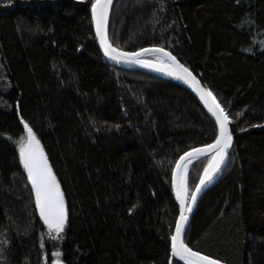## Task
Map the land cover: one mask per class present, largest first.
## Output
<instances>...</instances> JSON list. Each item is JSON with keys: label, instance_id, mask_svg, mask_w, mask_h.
I'll return each mask as SVG.
<instances>
[{"label": "trees", "instance_id": "trees-1", "mask_svg": "<svg viewBox=\"0 0 264 264\" xmlns=\"http://www.w3.org/2000/svg\"><path fill=\"white\" fill-rule=\"evenodd\" d=\"M90 9L0 0V264H48L55 250L19 161L21 121L64 194L63 264H184L170 247L172 171L216 126L177 84L110 66ZM108 35L122 50L165 47L225 110L228 162L184 242L228 264H264V0H113ZM205 160L188 165L190 189Z\"/></svg>", "mask_w": 264, "mask_h": 264}, {"label": "snow or ice", "instance_id": "snow-or-ice-1", "mask_svg": "<svg viewBox=\"0 0 264 264\" xmlns=\"http://www.w3.org/2000/svg\"><path fill=\"white\" fill-rule=\"evenodd\" d=\"M8 2L11 3V0ZM111 4L112 0H91V18L104 55L116 63L136 64L191 85L219 125V134L212 143L185 152L173 170L171 183L176 200L179 201V216L175 222V232L171 236V253L185 261L186 264H222L219 259L194 251L184 242L183 237L186 234V225L190 220L189 214L193 212L198 194L205 184L214 180L215 175L220 172L228 158L229 149L233 142L232 133L228 129L229 117L220 103L217 102L212 91L199 87L192 72L165 47H141L133 52L122 51L114 47L110 43L108 35ZM149 54L154 59L145 58ZM21 119L23 120V117ZM24 127L27 130V141L21 142L19 145V158L35 191L36 207L48 228L55 230L56 233H62L68 220L64 194L60 190V185L48 163V158L40 147V141L37 140L36 134L26 122ZM206 153H211L210 158L205 156ZM194 156H205L207 164L199 177V183L192 190L188 186L187 166L182 162L185 159L190 161ZM135 207L137 205H133V209ZM133 209H129V211L131 212Z\"/></svg>", "mask_w": 264, "mask_h": 264}, {"label": "water", "instance_id": "water-1", "mask_svg": "<svg viewBox=\"0 0 264 264\" xmlns=\"http://www.w3.org/2000/svg\"><path fill=\"white\" fill-rule=\"evenodd\" d=\"M112 1H113V0H112ZM110 8H111V6H110ZM109 12H110V9H109ZM90 15H91V9H90ZM91 22H92V29H93V32H94L95 39H96L97 45H98V47H99V50H100V52H101V54H102L104 60H105L110 66H112V67H114V68H116V69H121V70H125V71H140V72L146 73V74H148V75L154 76V77H156V78H159V79H161V80H165V81H169V82H172V83L177 84L178 86H180L181 88H183L184 90H186L188 93H190L191 95H193V96L198 100V102L202 105V107L207 111V113H208V114L210 115V117L212 118V120H213V122H214V124H215V126H216V129H217V134H216V136L219 134V125L216 123L215 117H214V116L208 111L207 107L204 105L203 101L200 99L199 94L197 93V91H195V89H194L191 85L186 84V83L183 82L182 80H177V79H175V78H173V77H170V76L164 75L163 73L156 72V71H154V70H152V69L144 68V67H141V66L136 65V64L123 63V62H122V63H116L115 61L109 59L108 57H106V56L104 55L103 49L101 48L100 43H99V39L96 37V33H95V25H94V22L92 21V18H91ZM109 41H110V40H109ZM110 43H111V42H110ZM113 46H114V45H113ZM114 47H115V46H114ZM147 47H153V46H146V48H147ZM121 50H122V49H121ZM138 50H139V49H138ZM122 51L133 52V51H127V50H122ZM135 51H137V50H135ZM149 55H151V54H149ZM145 58H146V57H145ZM180 63H182V62H180ZM182 64H183V63H182ZM185 67H187V66H185ZM187 68H188V67H187ZM188 69H189V68H188ZM189 70H190V69H189ZM190 71H191V70H190ZM191 72H192V71H191ZM192 74L196 77V81H197V83H198V86L201 87V88H206V87L204 86V84L201 82V80H200V79H199V78H198L193 72H192ZM207 89H208V88H207ZM208 90H209V89H208ZM216 100H217V99H216ZM217 102H218V101H217ZM228 129H229V131L231 132V130H230V124H229V123H228ZM215 138H216V137H215ZM214 140H215V139H214ZM214 140H213V141H214ZM213 141H212V142H213ZM212 142H211V143H212ZM209 144H210V143H209ZM203 146H204V145H203ZM203 146H198V147H194V148H200V147H203ZM231 147H232V145H231ZM231 147H230V149H229V155H230ZM192 149H193V148L188 149V150H186L185 152H190ZM185 152H183V153L178 157V159H177L176 162H175V165H174L173 170L176 168L177 161L180 160V157L183 156ZM229 155H228V158H229ZM205 156L210 157V156H211V153H206ZM205 156H198V157H197V156H194L190 161H189L188 159H185V161H183L182 163L185 164V163L188 162V165H189L192 161L197 160V159H201V158H205ZM228 158H227L225 164L222 166L220 172H218V173L215 175L214 180H213L211 183H207V184H205V185L202 187L201 192L198 194L197 202H196V204H195L194 207H193V212L189 214V215H190V220H189V223L186 225V231H187V228H188L189 225H190V222H191L192 217H193V215H194V213H195V211H196V209H197V207H198V204L200 203L201 199L203 198V196H204V194L207 192V190H208V189L214 184V182L218 179V177L220 176V174L222 173V171L225 169V167H226V165H227V162H228ZM172 173H173V171H172ZM197 183H199V181H198ZM194 189H195V188H194ZM172 190H173V188H172ZM173 194H174V198H175V200H176L174 190H173ZM176 202H177L178 210H179V201L176 200ZM178 216H179V212H178ZM178 216H177V218H178ZM177 218H176V219H177ZM174 232H175V224H174V227H173V230H172V234H171V236L174 234ZM183 239H184V237H183ZM170 243H171V242H170ZM170 247H171V244H170ZM194 251H196V250H194ZM201 254H202V255H206V254H204V253H201ZM174 257H175V256H174ZM210 257H211V256H210ZM175 258L178 259V260H180L179 257H175ZM212 258H214V257H212ZM180 261L183 262L184 264H186L185 261H182V260H180ZM220 261H222V260H220ZM222 264H228V263L222 261Z\"/></svg>", "mask_w": 264, "mask_h": 264}, {"label": "rangeland", "instance_id": "rangeland-1", "mask_svg": "<svg viewBox=\"0 0 264 264\" xmlns=\"http://www.w3.org/2000/svg\"><path fill=\"white\" fill-rule=\"evenodd\" d=\"M149 57H151V55H149L148 57H146V58H149ZM152 59H154V57H151ZM21 123H22V125H23V127H24V123H25V121H21ZM27 123V122H26ZM29 126V125H28ZM30 127V126H29ZM37 138V137H36ZM37 140H38V138H37ZM27 141V130L25 129V127H24V133H23V135L21 136V138L19 139V141H18V143H17V148H18V155H19V145H20V143L21 142H26ZM40 147L43 149V147H42V145H41V143H40ZM44 151V150H43ZM210 158V157H209ZM19 161H20V158H19ZM21 163V162H20ZM206 164H207V159L205 160V165L204 166H206ZM21 165H22V163H21ZM204 166H203V168H204ZM22 167H23V165H22ZM203 168H202V170H201V172H200V174H199V177H200V175H202V173H203ZM23 169H24V167H23ZM25 170V169H24ZM26 171V170H25ZM27 172V171H26ZM198 181H199V178H198ZM31 182V181H30ZM197 184V183H196ZM195 184V185H196ZM194 188H195V186H194ZM194 188H192V190H194ZM61 190V189H60ZM62 192V191H61ZM33 193H34V199H35V191L33 190ZM65 207H66V202H65ZM37 208V207H36ZM66 210H67V208H66ZM37 212H38V215H39V210H38V208H37ZM39 217H40V215H39ZM40 219L42 220V218L40 217ZM43 221V220H42ZM67 222V221H66ZM43 223H44V221H43ZM45 224V223H44ZM45 226H46V230H47V236L49 237V240L51 241V243H52V245H53V247H54V254H53V257H54V259L55 260H57V261H62L61 260V256H60V254H59V245L61 244V242H62V239H63V236H64V231H65V228H64V231L62 232V233H56L55 232V230H52V229H49L48 228V226L45 224ZM65 227H66V224H65Z\"/></svg>", "mask_w": 264, "mask_h": 264}, {"label": "flooded vegetation", "instance_id": "flooded-vegetation-1", "mask_svg": "<svg viewBox=\"0 0 264 264\" xmlns=\"http://www.w3.org/2000/svg\"><path fill=\"white\" fill-rule=\"evenodd\" d=\"M53 254L54 251H48V255L46 256V261L48 262V264H63L62 261L55 260Z\"/></svg>", "mask_w": 264, "mask_h": 264}, {"label": "bare ground", "instance_id": "bare-ground-1", "mask_svg": "<svg viewBox=\"0 0 264 264\" xmlns=\"http://www.w3.org/2000/svg\"><path fill=\"white\" fill-rule=\"evenodd\" d=\"M185 165L188 167V162H187V163H185Z\"/></svg>", "mask_w": 264, "mask_h": 264}]
</instances>
